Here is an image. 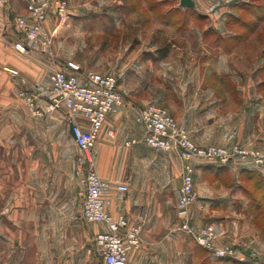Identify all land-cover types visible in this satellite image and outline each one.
<instances>
[{"label": "crops", "instance_id": "crops-1", "mask_svg": "<svg viewBox=\"0 0 264 264\" xmlns=\"http://www.w3.org/2000/svg\"><path fill=\"white\" fill-rule=\"evenodd\" d=\"M53 9L46 22L48 30ZM25 14L21 0H13L0 17V264H88L94 237L106 227L82 220L83 199L77 202L72 195L62 197L58 203L56 158L60 147L56 117L30 115L19 91L20 81L25 79L26 88L46 100L49 77L63 64L44 54L15 50L19 35L13 29V19ZM5 24H10L6 30ZM171 71L185 74L184 68ZM193 72L209 77L195 85L198 92L193 95L192 114L183 112L171 101L160 100V106L191 129L193 141L201 145L219 143L220 132L229 131L223 124L234 122L239 125L231 129V139L263 146V96L258 97L257 91L250 89L253 84L243 82L242 77L237 82L223 77L241 76L243 69L206 66ZM133 79L136 83L132 82V93H128L125 106L118 114L107 117L93 147V159L99 175L113 185L108 194L111 212L141 228V245L128 246L129 262L172 264L170 256L178 260L184 249L182 233L176 230L182 222L177 210L181 162L176 156L155 151L144 143L145 129L136 122V113L148 105L149 86L139 71ZM119 86L122 89L120 82ZM184 95L185 99L189 97ZM64 119L66 140L76 146L70 123ZM129 141L135 143L126 146ZM196 165L195 182L212 168L211 164ZM120 182L129 187L122 199L115 188ZM207 193L199 188V198L192 207L193 225H217L226 230V240L237 238L241 234L237 225L230 229L219 222V201L211 196L212 192Z\"/></svg>", "mask_w": 264, "mask_h": 264}, {"label": "rangeland", "instance_id": "rangeland-1", "mask_svg": "<svg viewBox=\"0 0 264 264\" xmlns=\"http://www.w3.org/2000/svg\"><path fill=\"white\" fill-rule=\"evenodd\" d=\"M53 1L67 5L63 15L55 4L52 8L49 32L55 59L63 65L72 64L78 74L94 71L115 75L128 95L132 93V82L136 83L133 78L139 71L149 86L148 104L163 105L160 100L171 101L183 112L191 113L193 95L198 92L195 85L209 77L194 73L193 69L240 68L243 69L241 76L223 77L234 82L242 77L243 82L253 84L250 89L256 90L258 97L264 98V0H193V7L189 8L181 7L179 0ZM237 20L246 22V26L238 24ZM183 68L185 74L171 71ZM178 93L181 98L177 99ZM186 93L189 97L185 99ZM64 113L55 111L45 116L56 117L57 122L58 203L62 197L72 195L81 202L82 190L75 170L84 154L66 140ZM223 125L229 131L220 132L219 143L195 144L228 149L231 159L227 162L219 158L194 161L195 167L198 163L212 166L197 177L196 182L194 174V182L198 193L199 188L206 195L210 191L219 201V222L230 229L237 225L241 233L237 238L226 240L227 233L222 227L224 235L217 243L218 247L233 248L236 257H216L213 251L182 234L184 249L179 252L178 260L170 256L172 264H235L233 261L264 264V213L257 207L264 203V145L231 139V129L239 124ZM236 146L249 155L243 157L232 152ZM258 154L263 157L261 162ZM227 166L232 169H226ZM238 168L246 169L239 172ZM88 264H103L95 243Z\"/></svg>", "mask_w": 264, "mask_h": 264}, {"label": "built area", "instance_id": "built-area-1", "mask_svg": "<svg viewBox=\"0 0 264 264\" xmlns=\"http://www.w3.org/2000/svg\"><path fill=\"white\" fill-rule=\"evenodd\" d=\"M13 0H0V17ZM27 14L16 15L13 29L19 35L14 48L20 53L35 52L55 60L51 34L46 22L54 4L59 13L66 11V3L53 0H21ZM10 25V24H9ZM8 24L3 25L6 30ZM72 64L62 65L49 77L50 88L46 100L26 88V80L21 79L20 98L27 111L34 117H45L55 111L63 110L72 127L73 140L84 154L75 175L81 187V217L87 223L103 224L105 231L94 237L103 264H131L128 260V246L138 248L142 243L141 228L130 225L124 216H114L110 210L108 197L111 182L103 179L91 157L100 132L110 114H118L125 106L127 93L119 86V80L112 74H99L87 71L78 74ZM13 76H17L15 72ZM136 122L145 129L144 143L151 149L176 156L181 162V185L178 192L177 210L182 222L176 230L187 235L199 246L213 251L219 258L236 257L233 248L217 246L224 231L217 225H193L192 207L199 198L194 182V161L219 158L222 162L231 159L230 151L215 146L200 147L190 137L184 124L163 106L148 104L137 110ZM87 124V125H86ZM135 141H129L130 146ZM232 152L248 156L249 152L236 146ZM261 162L263 157H258ZM119 198L129 192L125 183L115 185Z\"/></svg>", "mask_w": 264, "mask_h": 264}, {"label": "trees", "instance_id": "trees-1", "mask_svg": "<svg viewBox=\"0 0 264 264\" xmlns=\"http://www.w3.org/2000/svg\"><path fill=\"white\" fill-rule=\"evenodd\" d=\"M260 16V15H259ZM259 18H261V16L259 17ZM260 20V19H259ZM237 23L238 24H241L242 26H246V22L244 23V22H241L240 20H237ZM238 37L240 38V35H238ZM238 38V39H239ZM258 208H259V210L262 212V213H264V203L262 204H258V206H257ZM233 263H235V264H248L247 262H235V261H233Z\"/></svg>", "mask_w": 264, "mask_h": 264}, {"label": "water", "instance_id": "water-1", "mask_svg": "<svg viewBox=\"0 0 264 264\" xmlns=\"http://www.w3.org/2000/svg\"><path fill=\"white\" fill-rule=\"evenodd\" d=\"M181 7L189 8L193 7V0H179ZM70 133L72 134V127H70Z\"/></svg>", "mask_w": 264, "mask_h": 264}]
</instances>
